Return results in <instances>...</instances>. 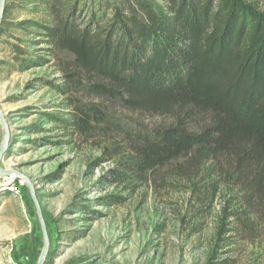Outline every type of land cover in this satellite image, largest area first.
Segmentation results:
<instances>
[{"label": "rangeland", "instance_id": "374dc122", "mask_svg": "<svg viewBox=\"0 0 264 264\" xmlns=\"http://www.w3.org/2000/svg\"><path fill=\"white\" fill-rule=\"evenodd\" d=\"M45 1L4 2L11 28L0 37V113L8 130L0 264H37L43 249L26 181L47 233L43 264H264V190L249 192L248 176H237L230 159L194 168L185 158L117 181L134 142L126 132L169 126L173 115L122 109L87 92L84 77V88L68 84L62 69L71 55L55 51L34 26L52 24ZM93 104L112 123L87 136L72 132L75 106ZM205 122L195 117L191 125Z\"/></svg>", "mask_w": 264, "mask_h": 264}, {"label": "trees", "instance_id": "16d2710c", "mask_svg": "<svg viewBox=\"0 0 264 264\" xmlns=\"http://www.w3.org/2000/svg\"><path fill=\"white\" fill-rule=\"evenodd\" d=\"M260 1L44 2L52 24L34 26L55 51L71 55V64L62 69L68 84L84 88L79 79L84 77L91 83L87 92L114 100L122 109L173 115L169 126L126 132L134 142L126 164H118L123 172L116 174L118 182L185 158L194 168L226 158L237 176H248L249 192L263 193L264 10L259 9ZM10 28L1 19L0 37ZM74 109L71 128L80 136L114 119L99 105ZM195 117H205V124L191 125Z\"/></svg>", "mask_w": 264, "mask_h": 264}, {"label": "water", "instance_id": "95a60500", "mask_svg": "<svg viewBox=\"0 0 264 264\" xmlns=\"http://www.w3.org/2000/svg\"><path fill=\"white\" fill-rule=\"evenodd\" d=\"M4 2H5V0H0V22H1L2 14H3V10H4ZM0 124H1L2 129H3V142H2V146L0 147V156H1V154L3 153V151L5 149L6 142L8 140V130H7L6 124L3 120L1 113H0ZM26 184H27L28 189L30 191V195H31V197L34 200V203L36 205V210H37V214H38V219H39V224H40L42 239H43V249H42L41 255L38 259L37 264H43L44 258H45L46 252H47V247H48L47 233H46V229H45L39 208H38L36 201L34 199L33 191L31 190V187L27 181H26Z\"/></svg>", "mask_w": 264, "mask_h": 264}, {"label": "bare ground", "instance_id": "6f19581e", "mask_svg": "<svg viewBox=\"0 0 264 264\" xmlns=\"http://www.w3.org/2000/svg\"><path fill=\"white\" fill-rule=\"evenodd\" d=\"M4 172H5V171H2V172H0V174L2 175V174H4ZM9 179H10V178H9Z\"/></svg>", "mask_w": 264, "mask_h": 264}]
</instances>
